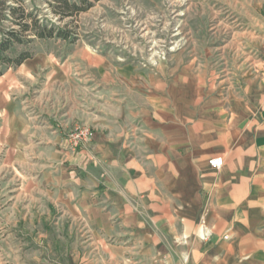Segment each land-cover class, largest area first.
<instances>
[{
  "label": "crops",
  "instance_id": "1",
  "mask_svg": "<svg viewBox=\"0 0 264 264\" xmlns=\"http://www.w3.org/2000/svg\"><path fill=\"white\" fill-rule=\"evenodd\" d=\"M253 51L256 59L224 65L208 80L101 64L99 80L90 78L108 92L102 109L81 116L92 137L75 151L56 129L77 120L60 97L37 122L17 103L21 87L0 90V182L9 179L6 197L16 196L7 211L25 213V227L29 212L62 213L93 243L134 245L159 264H264V89H237L264 83L263 37ZM28 61L19 73L33 81L47 66ZM215 157L219 170L209 166Z\"/></svg>",
  "mask_w": 264,
  "mask_h": 264
},
{
  "label": "rangeland",
  "instance_id": "2",
  "mask_svg": "<svg viewBox=\"0 0 264 264\" xmlns=\"http://www.w3.org/2000/svg\"><path fill=\"white\" fill-rule=\"evenodd\" d=\"M24 3L29 10L35 8L40 16L60 24L46 0ZM70 21L65 20L61 26ZM9 28V22L0 23L1 30ZM69 28L77 35L74 43L32 39L26 46H15L12 52L3 54L13 58L28 53L29 65L38 63L47 67L37 71L32 81L21 76L19 65H0V90L11 89L14 84L18 89L21 87L13 93L17 103L25 102L23 107L31 110L37 122L43 119V109L49 110V114L55 112L51 104L60 97L65 109H72L77 120L70 127L58 124L56 129L68 150L75 151L87 147L91 140L73 148L69 134L82 125L92 129L81 116L102 109V97L108 92L90 78L99 80L101 71L97 67L129 64L146 77L176 78L186 72L203 74L208 80L214 73L220 75V67L224 65L237 66L257 58L251 50L259 48L264 38V0H99ZM75 65L79 67L76 73ZM58 77L69 83L59 86L54 83ZM245 86H249L251 93L264 89V83L239 82L238 91L242 92ZM47 118L58 123L53 114ZM8 182L6 178L0 182V264H159L148 250L134 245L124 250L114 240L93 243L79 221L62 213L50 211L41 218L35 211L29 212L31 221L25 224L27 227L23 226L25 213L7 211L12 199L16 202V196L11 198L7 193L10 196L6 197L4 189ZM20 182L15 179L11 185L18 189ZM11 215L14 228L5 222Z\"/></svg>",
  "mask_w": 264,
  "mask_h": 264
},
{
  "label": "trees",
  "instance_id": "3",
  "mask_svg": "<svg viewBox=\"0 0 264 264\" xmlns=\"http://www.w3.org/2000/svg\"><path fill=\"white\" fill-rule=\"evenodd\" d=\"M0 0V23L7 21L11 24L8 30L0 29V65H21L30 58L28 53H21L13 58L4 57L3 54L12 52L15 46H26L32 39H56L74 43L77 35L69 25L83 13L88 12L95 2L99 0H46L51 14L60 24L40 16L35 8L29 10L25 0ZM67 24L61 26L65 20Z\"/></svg>",
  "mask_w": 264,
  "mask_h": 264
},
{
  "label": "built area",
  "instance_id": "4",
  "mask_svg": "<svg viewBox=\"0 0 264 264\" xmlns=\"http://www.w3.org/2000/svg\"><path fill=\"white\" fill-rule=\"evenodd\" d=\"M91 136V129L88 126L82 125L76 127L74 131L69 134V142L71 147L77 148L83 143H88L91 140ZM222 165V157H215L209 161V166L214 170H219Z\"/></svg>",
  "mask_w": 264,
  "mask_h": 264
}]
</instances>
